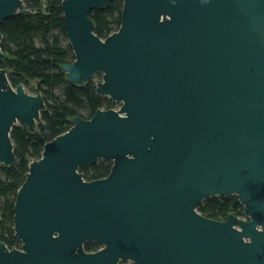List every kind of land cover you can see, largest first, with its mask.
Returning <instances> with one entry per match:
<instances>
[{
  "label": "water",
  "instance_id": "water-1",
  "mask_svg": "<svg viewBox=\"0 0 264 264\" xmlns=\"http://www.w3.org/2000/svg\"><path fill=\"white\" fill-rule=\"evenodd\" d=\"M111 1H61L74 55L61 69L77 85L99 74L95 93L120 106L74 116L29 162L13 204L20 246L0 242V264H156L168 241L176 264L189 252L264 264V0H122L119 28L100 38L89 13ZM23 8L0 0V23ZM44 107L0 68V164L17 163L12 127L34 130ZM98 160L109 173L85 180L79 168ZM230 195L248 221L196 214Z\"/></svg>",
  "mask_w": 264,
  "mask_h": 264
},
{
  "label": "trees",
  "instance_id": "trees-1",
  "mask_svg": "<svg viewBox=\"0 0 264 264\" xmlns=\"http://www.w3.org/2000/svg\"><path fill=\"white\" fill-rule=\"evenodd\" d=\"M61 1L23 0V10L0 23V48L5 55L0 59V68L7 71L13 87L29 86L45 102L34 130L19 123L12 127L10 135L17 163L14 166L0 164V242L10 249L20 246L13 231V204L29 162L41 156L46 141L69 129L74 116L89 119L97 109H110L115 105L108 97L95 93L94 80L82 85L66 80L61 66L72 62L74 55L69 43H64ZM121 9L122 0H113L103 8L91 10L89 17L94 33L105 38L116 31L121 23ZM110 168L109 162L98 160L80 167L79 172L85 180H94L105 177ZM215 203L225 204L222 213L242 209L234 195L211 198L206 210L218 211L219 208L211 206Z\"/></svg>",
  "mask_w": 264,
  "mask_h": 264
},
{
  "label": "flooded vegetation",
  "instance_id": "flooded-vegetation-1",
  "mask_svg": "<svg viewBox=\"0 0 264 264\" xmlns=\"http://www.w3.org/2000/svg\"><path fill=\"white\" fill-rule=\"evenodd\" d=\"M106 162H109L110 164H112L110 161H106ZM215 197H220V196H215ZM221 197H228V196H221ZM211 198H214V197H211ZM210 199L201 201L199 205L195 208V212L198 216H200V218L224 222L227 220L229 215H232V216H235L239 220L248 221L250 219L249 216L245 215L242 205H241L242 206L241 212H234L228 209L227 212L225 211V213L224 212L222 213V209L225 207V204L215 203V204H211V206L219 208L218 211L209 212L206 210V207L208 206L207 202ZM258 226L260 225H256V227ZM234 227L238 228L237 225H234ZM243 240L245 242L250 241L249 238H243ZM87 243H88L87 246H85L86 243L83 245V249L85 252L91 253V254L99 252L104 247L103 245H100L96 242H87ZM156 261H157L156 264H176V261H177L176 251L174 249V246L170 244L169 241H168V244L164 246L162 250H160V247L157 248ZM184 261L186 264H194V260H193V256L191 252H189L188 258L187 256L182 258V262ZM116 264H134V262L128 258H119L116 260ZM199 264H202V263L200 262Z\"/></svg>",
  "mask_w": 264,
  "mask_h": 264
},
{
  "label": "rangeland",
  "instance_id": "rangeland-1",
  "mask_svg": "<svg viewBox=\"0 0 264 264\" xmlns=\"http://www.w3.org/2000/svg\"><path fill=\"white\" fill-rule=\"evenodd\" d=\"M65 42H68V39H67V37H66V39L64 40V43ZM96 79H100V77H97ZM95 79V80H96ZM94 80V81H95ZM25 88L27 89V91L29 92V93H31L33 90L29 87V86H25ZM114 106H120V104L119 103H115V105Z\"/></svg>",
  "mask_w": 264,
  "mask_h": 264
}]
</instances>
